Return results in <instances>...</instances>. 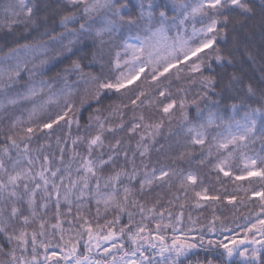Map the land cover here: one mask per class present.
I'll return each mask as SVG.
<instances>
[{
  "label": "snow or ice",
  "instance_id": "6c2138e0",
  "mask_svg": "<svg viewBox=\"0 0 264 264\" xmlns=\"http://www.w3.org/2000/svg\"><path fill=\"white\" fill-rule=\"evenodd\" d=\"M67 4L72 10L59 20L63 31L49 34V39H67L62 47L66 52L85 40L95 49L88 65L72 60L70 67L57 73L65 82L67 75L74 73L75 86L66 83L54 91L55 80L43 78V65L48 62L41 58L45 44L18 45L0 56V109L5 110L3 118L9 120L0 130V264H191L190 256L197 254L194 250L201 249L204 259L195 264H264V80L257 87L233 73L218 90L216 77L204 74L213 59L232 62L222 54L217 37L227 35L233 12L255 15L253 6L248 0H67ZM38 10L31 0H10L0 8V28L11 31L27 26L34 22ZM198 20L202 24L199 28ZM260 27L264 35V5ZM93 66H99V75L85 71V67ZM185 69L193 74L192 82L199 81L202 88L191 99H176L164 85L173 77L179 78ZM24 76L28 82L21 91L17 85ZM149 82L153 85L151 93L143 87ZM134 84L133 89L130 86ZM110 94L128 96V103L109 104V114L103 116L101 106ZM91 102L97 107L95 115L88 117V127L94 125L96 132L72 139L69 159L65 160L64 147H59L57 155L44 151V146H32L38 134L50 135L61 122L68 127L73 123L79 126L76 114ZM146 104L155 105L162 113L158 121L146 119L143 113L136 117V109ZM129 106L134 115L127 131L141 130L130 159L120 148V140L107 145L109 152L103 151L104 133L115 131L107 121L119 116L117 127L124 129L120 109ZM16 107L26 116L7 114ZM189 108L194 109V116H190ZM174 110L182 117L177 135L184 137L176 159L191 157L198 146L200 165L229 179L235 171L233 182L249 181L247 188L237 186L244 197L227 194L226 189L224 193H210L198 172L166 164L149 167L143 160L142 167H137V153L147 156L164 128L165 118L170 122ZM257 143L262 151L248 155L250 146ZM78 145L84 146L83 152L77 150ZM120 155L131 165L130 170L117 167ZM174 181L185 197L192 193L197 207L225 199L233 207L237 200L241 204L245 200L258 202L254 217H245L243 225H236L245 233L244 239L228 236L235 229L222 221L217 226L219 217L215 216L199 227L189 215L187 227L180 228L184 213L180 212L173 223V214L168 212L169 223L165 224L163 211L155 204L146 207L138 199L153 185L171 188ZM256 183L259 187L254 186ZM93 203L95 216L88 219L81 209L90 212ZM62 206L66 212L61 211ZM130 209L141 215L139 222L137 212ZM123 217L127 219L121 223ZM152 217H158L154 229L143 222ZM66 222L68 228L64 227ZM168 229L174 233L170 240ZM209 233L217 238L206 239ZM82 241L87 254L79 252ZM93 253L100 259L92 258Z\"/></svg>",
  "mask_w": 264,
  "mask_h": 264
},
{
  "label": "trees",
  "instance_id": "16d2710c",
  "mask_svg": "<svg viewBox=\"0 0 264 264\" xmlns=\"http://www.w3.org/2000/svg\"><path fill=\"white\" fill-rule=\"evenodd\" d=\"M10 0H0V8L9 3ZM248 2L253 6L255 15L244 14L239 10H236L230 15V20L232 21L227 28V35H221L217 37V43L219 44L222 54L231 59V63L227 60L223 62H217L212 60L211 68L205 67V75H213L217 79L218 90L219 87L228 83L231 79L233 73L240 76L245 83H252L254 86H259L260 81L264 80V35H262L260 22H261V10L262 5H264V0H248ZM31 3L38 5V12L34 16V22L28 24L27 26L20 25L13 30H8L6 28H0V56H6L10 49L17 47L18 45L29 44L33 47L39 46L41 44L47 45L46 49L41 53V58L47 59V63L43 65V70L45 71L44 79H54L55 83L53 85V90L58 91L67 85L75 86V81L77 79L74 73H69L67 75L66 82L61 80L57 73H61L63 69L70 67L71 61L80 59L83 65H88V61L91 59V53L95 50L92 48L91 41L85 40L82 43H78L73 46L71 52H66L62 50L64 44L68 43L67 39L61 41H52L49 39V34L56 35L63 31L59 25V20L62 15L67 14L68 11L72 10L71 5L67 4V0H31ZM226 14H228L226 12ZM202 24L199 20L196 23V27H201ZM190 30V29H189ZM210 51V50H206ZM83 57V59H81ZM195 59V58H193ZM107 60V57L105 58ZM38 63V61H37ZM190 63V61H189ZM31 67V65H29ZM180 67H184L180 65ZM85 71H92L97 75L100 74L99 66H93L91 68L85 67ZM107 67L105 72H107ZM175 71V70H173ZM192 75L185 69L184 73H181L179 78L173 77L169 82H165V87L171 92L172 97L179 99L183 96H187L191 99L199 91H201V84L199 81L196 83L192 82ZM39 79V75L36 77ZM143 80V77H141ZM28 82V77L24 76L17 88L23 91V85ZM137 84L140 81L136 82ZM133 89L136 85L130 86ZM150 93L153 92V85L145 83L143 85ZM132 93H129L131 96ZM163 99V98H160ZM167 102V101H165ZM128 103V96H121L119 94L111 95L105 99L104 104L101 106L103 116H108L109 109L108 105L113 106L122 105ZM30 107V105H26ZM97 105L95 102H91V106L86 104L80 112L76 114V118L79 120V126L73 123L71 127L63 125L61 122L60 126H54V130L51 134L45 136L44 133L38 134V139L33 141V147L44 146V151L49 153L59 154V147H64L65 149V160L69 159L72 150L71 140L77 136L87 137L94 135L96 128L93 125L91 128L88 125L91 123L88 119L89 115H95V108ZM123 112V121L125 124L124 129L117 127L120 123L119 116H112L109 118L107 123L111 124L115 128L114 132H105V147L103 151L105 153L109 152L110 149L107 147L108 144H114L117 140H120V148L127 151L129 154V159L133 152H136V143L139 140L140 129L136 133H130L127 131L128 126L133 121V112L131 111V106L129 108L120 109ZM175 115L169 122L165 118L164 128L161 129L160 135L156 137V142L151 145L149 153L145 157H140L137 153L136 155V165L138 168L142 167L141 160L148 164L149 167H159L161 165H171L174 168L183 169L185 171L198 172L203 184L207 187L210 193H224L227 190V194H236L239 197H244V193L239 190L237 186L247 188L249 186V181H234L236 172L234 171L232 179L225 177L222 173L217 175V172L205 165L199 164L200 151L197 146L195 152L191 157H185L184 159H176L182 150L183 146V134L180 133V128L182 124L181 113L178 110H174ZM190 116L195 115L193 108L188 109ZM143 113L146 117H151L152 121H158L161 118L162 113L159 112L155 105L148 106L147 104L141 108L136 109V117ZM11 117L15 118L17 116H26V113L22 112V108H10L8 113ZM5 116V110L0 109V130H3L9 124V120L3 118ZM169 127L172 129L171 133L168 131ZM48 131V130H46ZM61 141L60 146L57 145V139ZM163 146V147H161ZM78 151L83 152L84 146L78 145ZM262 151L259 143L250 146L248 150V155H254ZM106 158V157H105ZM126 166L131 168L130 164H126L123 155L117 157V167ZM255 187H259V183L254 184ZM199 190V189H197ZM235 190V192H234ZM175 194V195H174ZM179 197L177 199L176 197ZM141 203H144L146 207H151L155 204L159 211L164 212L165 219L163 223H169L168 212L173 214L172 220L175 222V217L180 213H184V224L178 225L180 228H186L189 221V215L193 220L197 221L199 227L207 225L213 217H219L217 220V226H219L222 221L224 224L228 225L230 228L235 229L232 232L227 233L230 237H236L237 241L243 240L245 233L242 228H236L237 224L243 225L245 223V217L253 216L255 212L259 211V203L252 204L251 201L245 200L243 204L237 200L236 207L229 204L225 199L223 203L210 204L206 203L203 207H197L195 200L193 199L192 193L189 192L188 196L185 197L183 192L179 190L178 185L173 182V186L169 188L167 185H153L150 192L145 193L144 197H138ZM258 201V198H256ZM159 200V204L155 202ZM171 201V203H169ZM184 207H181V205ZM95 204L89 205L91 211L89 212L87 208L81 209V212L88 218L92 219L95 216ZM131 211L137 212L136 209H130ZM62 212H66V208L62 206ZM76 212L75 202L73 204V213ZM101 215L103 217V209L101 208ZM52 212L49 211V218H51ZM136 220L139 222L141 220V215L137 212ZM67 219H72V217H67ZM111 219V216H109ZM126 217H123L121 223L126 222ZM158 217L146 218L144 223L152 229L155 228L154 220ZM55 222L54 220L52 221ZM65 228L69 225L67 222L64 224ZM51 231V229H49ZM205 231L207 229L205 228ZM155 234V233H153ZM167 235L169 240L174 233L171 229L167 230ZM197 235V233H193ZM217 235L209 233L206 239H216ZM259 238V237H257ZM85 240L87 237L84 238ZM227 242V241H226ZM128 245L126 244V247ZM249 247V252L251 251V245ZM102 251V250H101ZM197 254L190 256L191 264H195L197 260L202 261L204 259L205 253L203 250H194ZM79 252L87 254L86 249L83 247V241L79 246ZM79 254V253H78ZM92 258L100 259L95 253L92 254Z\"/></svg>",
  "mask_w": 264,
  "mask_h": 264
}]
</instances>
